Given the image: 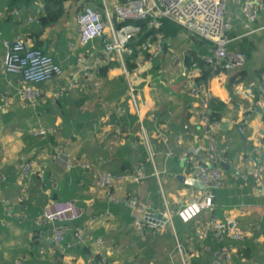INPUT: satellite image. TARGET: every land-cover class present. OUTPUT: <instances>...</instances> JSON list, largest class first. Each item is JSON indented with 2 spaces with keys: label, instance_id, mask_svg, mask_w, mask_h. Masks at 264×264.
I'll use <instances>...</instances> for the list:
<instances>
[{
  "label": "crops",
  "instance_id": "1",
  "mask_svg": "<svg viewBox=\"0 0 264 264\" xmlns=\"http://www.w3.org/2000/svg\"><path fill=\"white\" fill-rule=\"evenodd\" d=\"M4 2L0 0V64L4 43L21 36L56 68L55 76L39 85L42 95L34 105L18 95L17 73L0 70V264H92L90 259L100 253L112 264H170L169 252L174 247L170 225L162 231L148 225L138 231L134 224H148L146 215L163 217L165 205L176 210L186 203L188 190L194 188L179 179L187 175L186 160L198 158L196 149L202 157L209 154L208 142L200 139L199 111L188 85L202 81L204 69L199 62L212 52V44L174 20L165 21L160 58L141 57L138 63L135 60V69L124 72L115 58H102L100 39L80 43L78 3L65 0L66 15L43 27L27 11L8 13ZM240 4L238 0L225 3L230 25L226 37L228 50L242 53L245 64L219 69L205 85L208 98L224 105L213 140L214 154L223 162L224 182L215 192L213 209L200 219L234 217L243 238L235 244L232 262L264 264V171L259 182L251 176L253 169L264 165V11L249 21ZM190 55L198 63L187 67L184 56ZM80 57L83 69L78 66ZM109 62L115 65L107 66ZM10 67L18 70L15 63ZM100 67L105 71L97 76ZM129 84L136 90L142 125L155 147L154 167L145 161L144 149L138 144H125L130 135L137 139V121L131 124L126 118V126L124 122L120 127L104 126L113 112L125 117L122 106ZM159 125L169 128L165 145L156 141ZM180 135L179 142L175 138ZM59 154L85 160L97 172L111 175L127 168L133 171L143 163L148 178L142 183L125 180L120 188L107 189L98 185L91 168L76 166L66 171ZM28 160L34 162V171L23 184L18 183L21 166ZM39 167L43 174L38 173ZM154 168L160 172L158 180L152 176ZM132 195L139 198L144 211L126 205L124 199ZM49 200L73 201L83 212L78 221L67 225V249L54 247L50 228L43 225L42 210ZM171 221L184 244L195 231L194 222L182 223L175 215ZM97 238L102 239L101 245L96 244ZM207 242L210 250L195 257L201 264H209L210 251L216 248L211 238Z\"/></svg>",
  "mask_w": 264,
  "mask_h": 264
},
{
  "label": "built area",
  "instance_id": "2",
  "mask_svg": "<svg viewBox=\"0 0 264 264\" xmlns=\"http://www.w3.org/2000/svg\"><path fill=\"white\" fill-rule=\"evenodd\" d=\"M227 0H99L103 6V14L96 8L84 4L83 9L77 15V24L79 31V40L83 45L100 39L102 42V58L105 60L116 59L121 68L126 72V66L123 55L131 50L128 47L131 38L138 31L132 22L136 20L147 21L149 28L159 30L163 27L165 21L174 20L185 28L188 33L212 44L211 53L203 57V61L209 63L213 69L229 70L238 69L244 66L246 58L240 52H230L227 48L229 39L226 32L229 29V23L225 18V3ZM242 11L249 21H253L258 11H264V0H238ZM123 23L122 25H117ZM5 52L0 64L2 72L13 71L17 73L18 89L17 93L27 104L34 105L35 101L42 95L39 87L55 76L56 66L52 60L42 51L27 45L21 37H16L12 42L4 43ZM137 50H148L151 53L149 59L160 58L162 45L159 41L151 44L149 40L144 41ZM143 57L141 54L139 58ZM186 56H184L185 59ZM177 58H174V62ZM78 66L83 69L85 66L83 58H78ZM15 63L18 70H12L11 65ZM138 63V60H137ZM90 76L92 74H89ZM264 85V74L262 77ZM204 81H192L188 85V94L196 99V109H198L199 128L201 131L200 139L208 142L209 154L202 157L200 150L196 149L198 156L195 160H186V177L197 181L203 186L202 189L190 188L188 190V200L176 210L170 209L165 205L163 212L164 222L159 224L145 216L148 224L142 225L136 221L138 231L147 225L158 230L170 225L174 236V247L169 252L170 264H193L195 257L208 252V238L216 244V248L210 251L209 264H234L232 262L234 253L237 251L235 246L243 238V232L240 230L237 220L234 217L225 215L222 219L209 217L200 219V216L213 209L215 192L223 185L224 174L220 168V156L214 154L213 140L218 131L219 121L211 119L209 115V103ZM70 87L74 84L70 83ZM127 104L131 112L138 119L140 129L139 137L147 153V161L154 167V152L150 143V138L143 125L141 112L139 108L138 97L133 85L127 87ZM190 108V112L194 111ZM150 117H153L152 115ZM184 133H187L188 126H183ZM169 128L166 125H159L156 130V138L164 145L166 144V133ZM181 141V135L175 138ZM171 156L170 152L166 153ZM61 164L66 171L73 167L91 168L97 176L99 186L111 188V180L115 186L120 188L125 180H139L147 175L144 167L138 164L133 173H122L111 175L106 172H97L95 167L89 162L81 159L71 160L69 157L58 155ZM34 171V162L28 160L22 164L18 176V183H22L31 176ZM264 171V165L251 171L254 181L259 182L260 173ZM38 173L43 174L44 169L38 168ZM160 172L155 168L152 176L159 179ZM148 177V176H147ZM264 187V182L262 186ZM126 205L137 207L140 211L143 207L139 204V198L135 195L124 199ZM175 211V212H174ZM82 210L73 201L49 200L42 210V222L44 226H49L51 241L54 247L67 249L70 244L65 243V234L67 225L78 221L82 216ZM177 216L182 223L194 222L195 231L190 233L181 243L173 229L172 217ZM168 224V225H167ZM42 236V232L38 234ZM77 241L82 243L80 234L75 233ZM96 244L101 245L102 239L97 238ZM112 248V247H111ZM113 249V248H112ZM101 261L104 263L105 259ZM93 264V263H92ZM153 264V263H148ZM259 264V263H255Z\"/></svg>",
  "mask_w": 264,
  "mask_h": 264
},
{
  "label": "trees",
  "instance_id": "3",
  "mask_svg": "<svg viewBox=\"0 0 264 264\" xmlns=\"http://www.w3.org/2000/svg\"><path fill=\"white\" fill-rule=\"evenodd\" d=\"M4 1H5L4 3L7 6L6 9L8 13L12 12L15 9L18 11L20 10L27 11L28 14L33 15L35 18L37 17L36 20L43 27L56 24L64 17V15H66V12H67V8L64 5L65 0H4ZM72 1L75 3H78V6H77L78 11L81 12L84 4H87L93 8H96L98 11H100L102 13V17L105 18V15L103 14V6L100 2H97L95 0H72ZM119 1L125 2L126 0H119ZM122 24L123 23H118L117 25L120 26ZM132 24L135 27H137L138 31L131 38V42L128 45L131 51L129 53L124 54V63H125L127 71H132L133 69H135L136 67L135 60L139 59L140 54L145 59L147 58L149 59L151 57V53L148 50H137L138 46H140V44H142L146 40H149L151 44L156 43L157 41H159V37L162 38V35H163L162 28L159 30L149 28L147 21L136 20V21H133ZM184 63L186 64L187 67H189L193 63L197 64L198 59L192 55L186 56L184 59ZM110 65H115V64L109 62L107 66H110ZM199 65L202 69H204V72L199 80H202L205 83L207 82V79L212 73L218 71V69L216 70L213 69V67L209 63H206L204 61L199 62ZM104 71H105V67L97 68V72H96L97 76H99V74L103 75ZM223 107L224 105L220 101L216 100L215 98H211L210 103H209L210 118L219 121ZM122 108H123L122 113H125L124 114L125 117H123L122 114L118 115V113L113 112L110 115V119L105 122L104 126H119L122 124V122H124V126H126L127 124L126 118H129V121L131 124H133L135 121L138 122L137 116L133 112H131L129 105L127 104V101L123 103ZM139 134L137 136V139L131 135L129 136V138L127 137L128 141H125V144H127L126 146H129L130 142L133 141L135 144H138V148H143L144 153H145V161L147 162V153H146L144 145L141 142ZM148 136L150 138V143H151V146L154 152V159H155V156H156L155 147L153 146V143H152V140L149 134ZM156 141L159 144L164 145L157 138H156ZM125 153L129 155L130 150L126 151ZM124 165L128 167L129 163L124 162ZM141 165L144 166L143 163H141ZM133 172L134 171H129L127 168V170L124 173H133ZM160 229L161 230L159 231H162V228ZM155 233L158 234L159 232H155ZM90 262H92L93 264H112V262L107 261V260H105V262L103 263L101 261L100 256H95V255H93V257L90 259ZM193 263L201 264V261H199V259L196 258L193 260Z\"/></svg>",
  "mask_w": 264,
  "mask_h": 264
},
{
  "label": "water",
  "instance_id": "4",
  "mask_svg": "<svg viewBox=\"0 0 264 264\" xmlns=\"http://www.w3.org/2000/svg\"><path fill=\"white\" fill-rule=\"evenodd\" d=\"M220 165H223V162H220ZM179 178V177H178ZM181 181H184V183H187L188 185H191L197 189H202L203 186L200 185L197 181L189 178V177H180L179 178ZM151 220L155 221V222H158L159 224H161V222H164V217H162L161 214H157V215H154V216H150L149 217Z\"/></svg>",
  "mask_w": 264,
  "mask_h": 264
},
{
  "label": "rangeland",
  "instance_id": "5",
  "mask_svg": "<svg viewBox=\"0 0 264 264\" xmlns=\"http://www.w3.org/2000/svg\"><path fill=\"white\" fill-rule=\"evenodd\" d=\"M17 37H18V36H17ZM19 37H21V36H19ZM21 38H22V37H21ZM5 43H6V42H5ZM126 94H127V91H126ZM138 134H139V133H138ZM138 134H137V136H138ZM194 160H195V159H194ZM152 174H153V173H152ZM154 177H155V176H154ZM147 178H148V177L146 176L145 178L139 180L140 183L144 182ZM137 183H138V182H137ZM110 185L113 187V189H115V182H114L113 180H111ZM191 189H192V188H191ZM164 209H165V207H164ZM142 211H144V209H143ZM134 228L137 230L136 226H134Z\"/></svg>",
  "mask_w": 264,
  "mask_h": 264
}]
</instances>
